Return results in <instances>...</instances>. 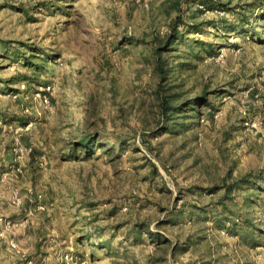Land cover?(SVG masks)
Here are the masks:
<instances>
[{
  "label": "rangeland",
  "instance_id": "rangeland-1",
  "mask_svg": "<svg viewBox=\"0 0 264 264\" xmlns=\"http://www.w3.org/2000/svg\"><path fill=\"white\" fill-rule=\"evenodd\" d=\"M0 264H264V0H0Z\"/></svg>",
  "mask_w": 264,
  "mask_h": 264
},
{
  "label": "trees",
  "instance_id": "trees-1",
  "mask_svg": "<svg viewBox=\"0 0 264 264\" xmlns=\"http://www.w3.org/2000/svg\"><path fill=\"white\" fill-rule=\"evenodd\" d=\"M173 40H171V42H172Z\"/></svg>",
  "mask_w": 264,
  "mask_h": 264
}]
</instances>
